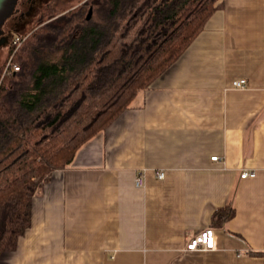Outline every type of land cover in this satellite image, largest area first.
Masks as SVG:
<instances>
[{"label": "crops", "instance_id": "crops-1", "mask_svg": "<svg viewBox=\"0 0 264 264\" xmlns=\"http://www.w3.org/2000/svg\"><path fill=\"white\" fill-rule=\"evenodd\" d=\"M207 228L218 249L187 252ZM0 264H264V0H222L182 56L53 172Z\"/></svg>", "mask_w": 264, "mask_h": 264}, {"label": "trees", "instance_id": "trees-1", "mask_svg": "<svg viewBox=\"0 0 264 264\" xmlns=\"http://www.w3.org/2000/svg\"><path fill=\"white\" fill-rule=\"evenodd\" d=\"M221 4L87 0L67 13L50 5L35 31L19 35L7 55L19 70L0 81V256L30 228L34 196L53 172L178 60Z\"/></svg>", "mask_w": 264, "mask_h": 264}, {"label": "flooded vegetation", "instance_id": "flooded-vegetation-1", "mask_svg": "<svg viewBox=\"0 0 264 264\" xmlns=\"http://www.w3.org/2000/svg\"><path fill=\"white\" fill-rule=\"evenodd\" d=\"M54 0H16L12 13L0 28V53L9 50L16 37L26 33ZM56 1V0H55ZM54 1V2H55Z\"/></svg>", "mask_w": 264, "mask_h": 264}, {"label": "built area", "instance_id": "built-area-1", "mask_svg": "<svg viewBox=\"0 0 264 264\" xmlns=\"http://www.w3.org/2000/svg\"><path fill=\"white\" fill-rule=\"evenodd\" d=\"M20 40V38L17 39V42ZM19 67L16 66L14 71H18ZM248 86V81L246 79H240L235 80L232 83V87L238 88V89H244ZM214 161H219L220 158L218 156H215L212 158ZM157 176L159 179H164L166 176L165 171H158ZM256 172L255 171H244L241 174V178L245 179L248 177H255ZM135 184L137 187L143 186V177L142 175H138L135 178ZM219 247L218 243V237L215 233V230L212 228H207L198 234L194 235L190 240H188L185 250L187 252H197V251H215Z\"/></svg>", "mask_w": 264, "mask_h": 264}, {"label": "rangeland", "instance_id": "rangeland-1", "mask_svg": "<svg viewBox=\"0 0 264 264\" xmlns=\"http://www.w3.org/2000/svg\"><path fill=\"white\" fill-rule=\"evenodd\" d=\"M54 1L50 5H55V6L58 7L56 10H59V11L65 10L64 12L67 13L69 11H72V10L78 8L79 6H81L82 4H84V2L87 1V0H56L55 2ZM42 13H45V12H42ZM39 18L40 17H38V19L36 20V23L32 27H30V29L26 33H24V34H27V33H30L31 34L33 31H35L39 27L38 26V23L39 22L37 23V21H39ZM18 38H20V37L17 36L15 42L17 43L18 47H20L21 44H22V42L25 39L24 40H21L20 39L17 42V39ZM8 51L9 50H4V51H1V53H0V81H1V74L2 73H3L2 74V78H4V76L6 74H8L11 71H14V69L16 68V66H18V65L14 64L12 62V58L9 60V56L7 57ZM60 58H61V54L59 53V54L53 55L51 57L50 61L55 63V62H58L60 60Z\"/></svg>", "mask_w": 264, "mask_h": 264}, {"label": "water", "instance_id": "water-1", "mask_svg": "<svg viewBox=\"0 0 264 264\" xmlns=\"http://www.w3.org/2000/svg\"><path fill=\"white\" fill-rule=\"evenodd\" d=\"M16 0H0V28L6 18L12 13ZM92 16V9L89 11L87 19Z\"/></svg>", "mask_w": 264, "mask_h": 264}]
</instances>
